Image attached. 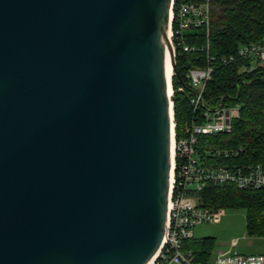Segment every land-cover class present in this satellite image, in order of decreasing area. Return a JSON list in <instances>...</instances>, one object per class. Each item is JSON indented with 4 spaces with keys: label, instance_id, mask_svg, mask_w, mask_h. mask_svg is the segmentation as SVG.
<instances>
[{
    "label": "water",
    "instance_id": "obj_1",
    "mask_svg": "<svg viewBox=\"0 0 264 264\" xmlns=\"http://www.w3.org/2000/svg\"><path fill=\"white\" fill-rule=\"evenodd\" d=\"M172 0H0V264H147L171 186Z\"/></svg>",
    "mask_w": 264,
    "mask_h": 264
},
{
    "label": "built area",
    "instance_id": "obj_2",
    "mask_svg": "<svg viewBox=\"0 0 264 264\" xmlns=\"http://www.w3.org/2000/svg\"><path fill=\"white\" fill-rule=\"evenodd\" d=\"M210 0H172L168 38L177 66V57L184 52L204 51V65L189 66L186 76L193 88L190 98L197 110L202 102L206 83L211 79L219 63L228 64L238 58L250 60L264 67V39L245 43L235 53L214 55L210 52ZM202 29L205 43H190L196 36L194 31ZM193 33V34H191ZM173 70L170 90L174 92ZM180 84L178 90H183ZM239 115L238 105L219 106L197 113L191 122L185 124L184 134H176L173 116L171 140L172 168L171 186L165 233L162 244L147 264H264V252L245 253L234 249H219L210 259L203 261L184 247L187 239L194 237V227L203 222L218 221L224 207L215 209L200 204L198 193L208 183L233 184L238 189L264 188V166L262 164L236 161L242 147H217L201 149V139L218 132H230L233 120ZM223 158L224 161H217ZM238 244L232 239L231 246Z\"/></svg>",
    "mask_w": 264,
    "mask_h": 264
},
{
    "label": "trees",
    "instance_id": "obj_3",
    "mask_svg": "<svg viewBox=\"0 0 264 264\" xmlns=\"http://www.w3.org/2000/svg\"><path fill=\"white\" fill-rule=\"evenodd\" d=\"M210 52L220 56L235 53L245 43L264 39V0H210ZM193 34V33H191ZM190 43H205L203 30L194 31ZM204 51L184 52L177 57V68L183 76L182 83L173 76L172 94L174 121L178 137L184 134L185 124L191 122L204 109L238 105L239 115L233 120L230 132H218L201 139V149L217 147H242L236 161L264 166V67L250 60L238 58L228 64L219 63L206 83L202 102L194 109L190 98L193 88L186 76L189 66L204 65ZM182 84L183 90H178ZM217 161H224L218 158ZM200 204L212 209L242 208L246 211L247 232L264 235V188L238 189L233 184L208 183L198 193ZM216 246L212 236L192 237L184 243L203 261L211 258Z\"/></svg>",
    "mask_w": 264,
    "mask_h": 264
},
{
    "label": "rangeland",
    "instance_id": "obj_4",
    "mask_svg": "<svg viewBox=\"0 0 264 264\" xmlns=\"http://www.w3.org/2000/svg\"><path fill=\"white\" fill-rule=\"evenodd\" d=\"M206 236H212L216 239V246L211 257L219 249L230 250L235 248L248 253L264 252V235L248 234L246 211L242 208H224V213L218 221L203 222L194 227L195 238ZM232 239H237V246H231ZM246 247H251V249L248 250L249 248Z\"/></svg>",
    "mask_w": 264,
    "mask_h": 264
},
{
    "label": "bare ground",
    "instance_id": "obj_5",
    "mask_svg": "<svg viewBox=\"0 0 264 264\" xmlns=\"http://www.w3.org/2000/svg\"><path fill=\"white\" fill-rule=\"evenodd\" d=\"M172 73H173V67H172L170 58L168 57V60H167V77H168L169 83L171 81Z\"/></svg>",
    "mask_w": 264,
    "mask_h": 264
},
{
    "label": "crops",
    "instance_id": "obj_6",
    "mask_svg": "<svg viewBox=\"0 0 264 264\" xmlns=\"http://www.w3.org/2000/svg\"><path fill=\"white\" fill-rule=\"evenodd\" d=\"M236 246H237V245H236ZM246 248H249L248 250L251 249V247H246ZM234 250H237V249L234 248ZM245 250H246V249H245ZM237 251L248 253V252H246V251H244V250H237Z\"/></svg>",
    "mask_w": 264,
    "mask_h": 264
}]
</instances>
